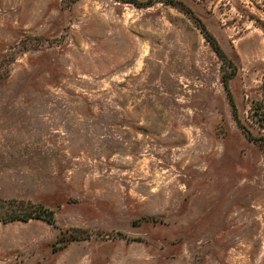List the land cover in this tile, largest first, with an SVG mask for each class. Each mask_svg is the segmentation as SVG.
<instances>
[{"label": "rangeland", "instance_id": "obj_1", "mask_svg": "<svg viewBox=\"0 0 264 264\" xmlns=\"http://www.w3.org/2000/svg\"><path fill=\"white\" fill-rule=\"evenodd\" d=\"M138 1L0 0V264H264V0Z\"/></svg>", "mask_w": 264, "mask_h": 264}, {"label": "trees", "instance_id": "obj_2", "mask_svg": "<svg viewBox=\"0 0 264 264\" xmlns=\"http://www.w3.org/2000/svg\"><path fill=\"white\" fill-rule=\"evenodd\" d=\"M132 3H138V0H123ZM152 0H146L143 3H150ZM171 1V0H169ZM228 76L223 77V81L226 84ZM6 209V216L3 217L0 214V218L3 219H18L28 220L30 218H42L48 222L53 221V213L51 209L42 206L41 204H33L31 202H25L23 200L17 201L16 199L8 200Z\"/></svg>", "mask_w": 264, "mask_h": 264}]
</instances>
